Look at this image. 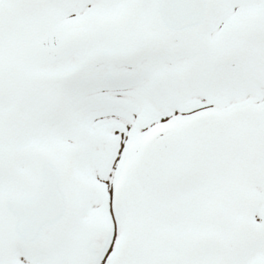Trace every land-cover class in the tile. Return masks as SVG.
I'll return each mask as SVG.
<instances>
[{
    "label": "snow or ice",
    "instance_id": "1",
    "mask_svg": "<svg viewBox=\"0 0 264 264\" xmlns=\"http://www.w3.org/2000/svg\"><path fill=\"white\" fill-rule=\"evenodd\" d=\"M0 264H264V0H0Z\"/></svg>",
    "mask_w": 264,
    "mask_h": 264
}]
</instances>
